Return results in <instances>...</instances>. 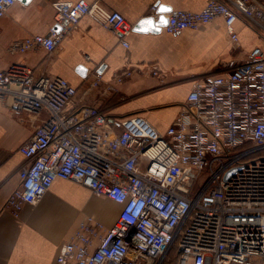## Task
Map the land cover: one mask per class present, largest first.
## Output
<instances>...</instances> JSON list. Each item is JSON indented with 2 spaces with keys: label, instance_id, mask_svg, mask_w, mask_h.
<instances>
[{
  "label": "built area",
  "instance_id": "1",
  "mask_svg": "<svg viewBox=\"0 0 264 264\" xmlns=\"http://www.w3.org/2000/svg\"><path fill=\"white\" fill-rule=\"evenodd\" d=\"M16 2L0 0V19ZM52 7L60 31L16 41L10 54H53L85 17L121 40L132 30L123 14L98 1ZM157 9L149 12L155 20ZM240 17L264 36L263 0H208L198 12L172 10L163 30L176 35L223 18L236 44ZM225 69L194 81L193 100L167 135L140 115L111 120L97 106L74 110L78 90L59 76L21 65L0 71V100L10 109L48 113L19 148L20 185L4 208L19 217L58 179L122 206L109 229L85 217L54 264H264V50ZM149 70L160 78L158 66ZM133 75L123 70L115 81ZM101 79L96 73L91 87L102 88Z\"/></svg>",
  "mask_w": 264,
  "mask_h": 264
},
{
  "label": "crops",
  "instance_id": "2",
  "mask_svg": "<svg viewBox=\"0 0 264 264\" xmlns=\"http://www.w3.org/2000/svg\"><path fill=\"white\" fill-rule=\"evenodd\" d=\"M56 1L79 0H32L26 5L17 0L0 19V71L21 65L38 74L59 76L78 90L74 110L97 106L115 119L140 115L163 135L193 100L195 80L218 77L229 62L244 61L255 48L264 50V36L243 17L234 25L236 44L230 40L223 18L176 35L163 29L160 34L133 31L140 20L149 17L152 6L198 12L208 0H85L98 1L123 14L132 25L131 33L121 40L85 17L53 54L42 49L10 54L12 43L49 34L55 26L52 4ZM153 65L162 72L158 80L146 75ZM128 69L134 70L133 77L117 84L115 74ZM96 73L102 76V88L91 87ZM47 118V112H16L0 100V264H54L85 217L92 216L109 229L122 209L80 184L60 179L39 204L24 205L19 217L4 208L20 185L18 172L25 159L19 148Z\"/></svg>",
  "mask_w": 264,
  "mask_h": 264
},
{
  "label": "water",
  "instance_id": "3",
  "mask_svg": "<svg viewBox=\"0 0 264 264\" xmlns=\"http://www.w3.org/2000/svg\"><path fill=\"white\" fill-rule=\"evenodd\" d=\"M32 0H18V2L22 4H28ZM157 13L160 15L157 20H155L153 17H145L142 20H140L136 26L133 28L134 32L138 33H153V34H160L162 32L163 27L167 26L168 20L166 18V14L170 13L172 11V8L170 6H165V5H158L157 4ZM168 9L167 11H162L161 9ZM149 22V23H146ZM55 30L60 31L59 25H56L54 27ZM86 72V69L84 70Z\"/></svg>",
  "mask_w": 264,
  "mask_h": 264
},
{
  "label": "rangeland",
  "instance_id": "4",
  "mask_svg": "<svg viewBox=\"0 0 264 264\" xmlns=\"http://www.w3.org/2000/svg\"><path fill=\"white\" fill-rule=\"evenodd\" d=\"M145 72H147V73H146L147 76H150L151 78H154V79H156V80L159 79L158 77L153 76V75L150 73V70H149V69H147Z\"/></svg>",
  "mask_w": 264,
  "mask_h": 264
},
{
  "label": "snow or ice",
  "instance_id": "5",
  "mask_svg": "<svg viewBox=\"0 0 264 264\" xmlns=\"http://www.w3.org/2000/svg\"><path fill=\"white\" fill-rule=\"evenodd\" d=\"M161 10H162V11H167L168 9H163V8H162ZM146 23H149V22L146 21Z\"/></svg>",
  "mask_w": 264,
  "mask_h": 264
},
{
  "label": "trees",
  "instance_id": "6",
  "mask_svg": "<svg viewBox=\"0 0 264 264\" xmlns=\"http://www.w3.org/2000/svg\"><path fill=\"white\" fill-rule=\"evenodd\" d=\"M110 119H111V120H114L115 118H113V117H110Z\"/></svg>",
  "mask_w": 264,
  "mask_h": 264
}]
</instances>
